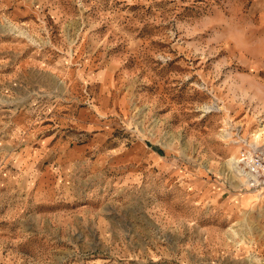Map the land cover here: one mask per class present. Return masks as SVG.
I'll return each instance as SVG.
<instances>
[{
	"label": "rangeland",
	"instance_id": "1",
	"mask_svg": "<svg viewBox=\"0 0 264 264\" xmlns=\"http://www.w3.org/2000/svg\"><path fill=\"white\" fill-rule=\"evenodd\" d=\"M243 148L264 0H0V264H264Z\"/></svg>",
	"mask_w": 264,
	"mask_h": 264
},
{
	"label": "built area",
	"instance_id": "2",
	"mask_svg": "<svg viewBox=\"0 0 264 264\" xmlns=\"http://www.w3.org/2000/svg\"><path fill=\"white\" fill-rule=\"evenodd\" d=\"M238 161L242 170L240 177L244 180L242 186L255 192L264 189V154L243 148L238 154Z\"/></svg>",
	"mask_w": 264,
	"mask_h": 264
},
{
	"label": "bare ground",
	"instance_id": "3",
	"mask_svg": "<svg viewBox=\"0 0 264 264\" xmlns=\"http://www.w3.org/2000/svg\"><path fill=\"white\" fill-rule=\"evenodd\" d=\"M230 163H231V166H232L231 168H233V170L235 171V173H237L238 175H242V170L239 167V161H236L235 159H231V162Z\"/></svg>",
	"mask_w": 264,
	"mask_h": 264
},
{
	"label": "crops",
	"instance_id": "4",
	"mask_svg": "<svg viewBox=\"0 0 264 264\" xmlns=\"http://www.w3.org/2000/svg\"><path fill=\"white\" fill-rule=\"evenodd\" d=\"M23 156H24V155L21 154L20 156H18V159H19V160H22V159H23Z\"/></svg>",
	"mask_w": 264,
	"mask_h": 264
}]
</instances>
